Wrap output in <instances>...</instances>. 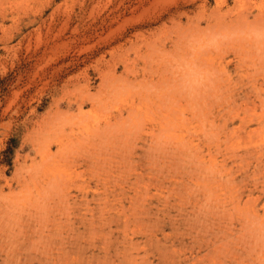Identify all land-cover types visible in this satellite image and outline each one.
<instances>
[{"label": "rangeland", "instance_id": "1", "mask_svg": "<svg viewBox=\"0 0 264 264\" xmlns=\"http://www.w3.org/2000/svg\"><path fill=\"white\" fill-rule=\"evenodd\" d=\"M0 264H264V0H0Z\"/></svg>", "mask_w": 264, "mask_h": 264}, {"label": "trees", "instance_id": "2", "mask_svg": "<svg viewBox=\"0 0 264 264\" xmlns=\"http://www.w3.org/2000/svg\"><path fill=\"white\" fill-rule=\"evenodd\" d=\"M10 153H11V146H8V147L2 152L3 156H7V157H9Z\"/></svg>", "mask_w": 264, "mask_h": 264}]
</instances>
